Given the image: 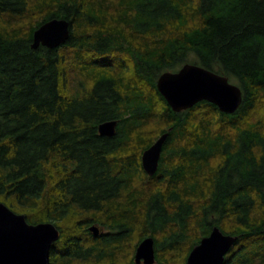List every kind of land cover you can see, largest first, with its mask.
Here are the masks:
<instances>
[{
  "label": "trees",
  "instance_id": "1",
  "mask_svg": "<svg viewBox=\"0 0 264 264\" xmlns=\"http://www.w3.org/2000/svg\"><path fill=\"white\" fill-rule=\"evenodd\" d=\"M52 18L70 39L33 49ZM188 62L239 85L240 108L174 111L157 80ZM0 201L59 228L51 264H136L148 236L154 264H187L215 225L239 236L224 264H264V0H0Z\"/></svg>",
  "mask_w": 264,
  "mask_h": 264
},
{
  "label": "water",
  "instance_id": "2",
  "mask_svg": "<svg viewBox=\"0 0 264 264\" xmlns=\"http://www.w3.org/2000/svg\"><path fill=\"white\" fill-rule=\"evenodd\" d=\"M71 36V24L66 18H52L33 32L32 48L40 46L57 48ZM157 88L171 108L180 112L192 108L201 101H209L225 113H235L243 102L241 87L222 74L204 66L185 63L177 71H165L157 80ZM118 120L99 124V134L113 137ZM171 130V128H170ZM169 132L162 133L142 153V165L149 175L159 167L164 144ZM90 231L99 234L96 225ZM60 238V230L53 222L29 223L26 215L15 212L0 201V264H51L50 255L54 242ZM239 236L224 233L217 225L190 251L187 264H224ZM136 264H154L155 239L144 238L137 246Z\"/></svg>",
  "mask_w": 264,
  "mask_h": 264
},
{
  "label": "flooded vegetation",
  "instance_id": "3",
  "mask_svg": "<svg viewBox=\"0 0 264 264\" xmlns=\"http://www.w3.org/2000/svg\"><path fill=\"white\" fill-rule=\"evenodd\" d=\"M91 225H96V226H98V228H99V234L98 235H95L92 231H90V229H89V231L91 232V234H93V236H96V237H99V236H102L104 233L105 234H107V233H109V231H110V229L107 227L108 225H105V226H103V225H101L100 223H91V224H89V226H88V228H90V226ZM109 235L110 234H107L106 236H108L109 237ZM120 247H121V250H122V232L120 233ZM52 248H54V246L52 247ZM136 249H137V247H136ZM136 253V252H135ZM227 256V255H226ZM135 257V256H134ZM143 264V263H142Z\"/></svg>",
  "mask_w": 264,
  "mask_h": 264
},
{
  "label": "rangeland",
  "instance_id": "4",
  "mask_svg": "<svg viewBox=\"0 0 264 264\" xmlns=\"http://www.w3.org/2000/svg\"><path fill=\"white\" fill-rule=\"evenodd\" d=\"M153 134H154V135L158 134V131L154 132ZM154 135H153V136H154Z\"/></svg>",
  "mask_w": 264,
  "mask_h": 264
}]
</instances>
